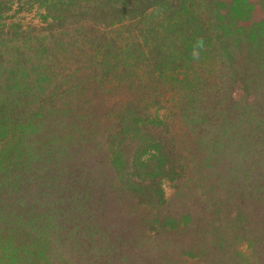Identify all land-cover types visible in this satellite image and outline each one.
Returning a JSON list of instances; mask_svg holds the SVG:
<instances>
[{
	"label": "trees",
	"instance_id": "16d2710c",
	"mask_svg": "<svg viewBox=\"0 0 264 264\" xmlns=\"http://www.w3.org/2000/svg\"><path fill=\"white\" fill-rule=\"evenodd\" d=\"M193 1L37 0L18 39L0 0L35 45L0 62V264H264V23L220 3L212 44Z\"/></svg>",
	"mask_w": 264,
	"mask_h": 264
},
{
	"label": "rangeland",
	"instance_id": "374dc122",
	"mask_svg": "<svg viewBox=\"0 0 264 264\" xmlns=\"http://www.w3.org/2000/svg\"><path fill=\"white\" fill-rule=\"evenodd\" d=\"M199 0H194L191 4H195ZM203 4L194 8V13L197 15L199 14L200 18L204 21L205 29L209 32L211 31L212 35V44L218 43L220 40L224 39L222 35H215L214 32L221 27L222 25L226 24L225 22H219L220 20L216 19L215 10L220 9V3H225L226 7H230V4L235 2L234 5L240 7V9L249 8V17L245 21H236L235 27L244 28L246 30H255L257 29V24L264 23V0H203ZM37 0H6V10L2 17L3 25L8 28L19 29V32L22 33L18 39L29 36L31 38H36L37 35H43V33L47 29V13L44 9L37 4ZM224 8V7H223ZM226 11V10H225ZM247 11V10H246ZM119 20H116L117 23ZM207 23H211V25H207ZM103 25V24H102ZM122 25V24H121ZM105 26V25H103ZM117 29V32H113L112 29H103L105 33H108V36L105 38L110 39L111 35L114 38H120L122 36L120 25L113 26ZM99 30V28H97ZM7 32V31H5ZM5 34V33H4ZM239 34V33H237ZM17 34L13 36L16 38ZM11 36V35H10ZM219 37H221L219 39ZM231 36L227 37V43L231 39ZM219 39V40H218ZM9 43H0V62L2 66H7L12 70H16L18 72L25 73L26 76H19V79L26 80L28 76L32 74L27 68L30 61L35 60L34 54H32L34 49L33 42L30 44H23L20 41L16 42V40L9 38L7 39ZM6 44H9L8 47L5 49ZM229 44V43H228ZM231 51V50H230ZM233 60L237 61L239 58L247 55L248 52L242 51V49L234 48L233 51ZM34 56V57H33ZM222 57V54L219 55V58L216 60H212L213 62H217ZM83 59V58H82ZM81 59V60H82ZM76 61L77 64L74 66L76 69V76L78 75H85L87 70L85 66H81L80 61ZM57 68L63 67L65 69L73 68L70 65V62H66L64 55L62 54L60 58V62L56 64ZM11 70V71H12ZM74 70V69H72ZM169 191H166L168 195Z\"/></svg>",
	"mask_w": 264,
	"mask_h": 264
}]
</instances>
